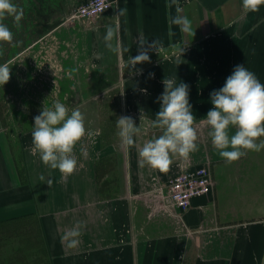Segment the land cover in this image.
Wrapping results in <instances>:
<instances>
[{"label":"crops","instance_id":"1","mask_svg":"<svg viewBox=\"0 0 264 264\" xmlns=\"http://www.w3.org/2000/svg\"><path fill=\"white\" fill-rule=\"evenodd\" d=\"M24 1L55 8L54 18L62 19L55 35L60 72L86 74L71 87L79 91L77 104L87 90L88 119L100 123L94 145H76L77 169L65 178L31 153L32 130L11 133L0 113V223L33 218L49 264H264V150L227 164L200 123L213 107L210 93L234 69L214 65L210 47L223 31L244 39L249 12L244 15L242 0H118L88 27L70 18L85 0ZM178 17L189 20L190 31L174 22ZM255 47L249 40L242 56L264 83V49ZM164 77L189 86L199 137L198 150L173 157L166 173L141 166L138 155L160 134L151 122ZM120 116L141 129L132 147L118 135ZM198 166L209 168L212 190L183 212L165 207L159 188Z\"/></svg>","mask_w":264,"mask_h":264},{"label":"clouds","instance_id":"2","mask_svg":"<svg viewBox=\"0 0 264 264\" xmlns=\"http://www.w3.org/2000/svg\"><path fill=\"white\" fill-rule=\"evenodd\" d=\"M261 5L264 0H242L246 13L259 11ZM22 16L23 9L13 0H0V44H12L14 40L4 20L13 17L18 24ZM174 22L185 32L191 30L186 17H178ZM111 36L109 30L106 39ZM148 59L146 55L144 61ZM10 78L8 63L0 64V85L7 84ZM162 83L164 90L157 98L160 109L151 122L160 134L144 142L138 155L141 166L166 173L173 157L187 158L198 150L199 137L189 102V86L182 81L177 85L175 78L164 77ZM142 91L146 93L147 90ZM210 101L213 107L200 123L207 127L212 146L227 164L238 161L249 151L264 150V83L255 73L244 64L236 65L224 85L210 93ZM33 119L31 153L38 154L46 167L58 170L62 177L73 175L78 164L74 154L76 145L88 134L84 114L79 107L70 109L56 101L51 107L43 106ZM116 125L122 143L134 146V137L140 133V127L126 116L117 117ZM48 184L50 186V180Z\"/></svg>","mask_w":264,"mask_h":264},{"label":"rangeland","instance_id":"3","mask_svg":"<svg viewBox=\"0 0 264 264\" xmlns=\"http://www.w3.org/2000/svg\"><path fill=\"white\" fill-rule=\"evenodd\" d=\"M13 2L23 9V16L18 24L13 17L4 20V23L13 32L14 40L12 44H0V64L8 63L11 68L9 82L0 85V113L6 114L9 128L12 130L10 132L14 133L18 129L32 130L33 118L40 113L43 106L51 107L53 103L59 101L70 109L79 107L85 116L88 134L77 145H94L96 138L93 128H96V124L99 125L100 122H90L88 119L87 114L91 111L87 109L85 104L88 95L87 90L84 89L82 103L77 104L79 91L71 87L72 83L74 84L79 77L82 79L81 81H84L86 74H78V76L73 77L74 74L65 71L60 72L61 68L58 63L60 56H56V51L59 49V39L55 35L58 33V27L64 25L62 19L56 20L54 18L57 17L54 14L55 8H40L38 4L33 5L34 8H32L25 1L23 3V0H13ZM245 14L246 12H244ZM261 14V9L247 14L248 17L246 21L244 20L246 28L241 27L244 29L243 40H240V37L237 40L234 36L226 38L224 36L225 31H223V35L220 36L221 40L216 43L215 48L210 47L215 51L211 53L214 57V65L232 66L233 68L238 64L246 65L245 55L243 57L242 54L245 53V46L248 45L249 40L250 46L255 44V50L264 49V19L260 18L263 16ZM63 34L65 35V33ZM236 54L240 55L236 56L237 63L235 62ZM208 63L212 64L211 59ZM83 150V153H86L87 149L84 148ZM15 224L18 228L28 224L26 230H32L38 234L36 222L31 217L17 221ZM11 228L13 227L9 229ZM21 230L17 229L16 232L0 229V251L5 255L0 261L4 264H8L6 259L10 258L9 260L14 263L23 256L22 249H19L18 257H11L10 255L15 249L6 248L15 246L17 244L16 239L21 240ZM43 250L45 251L44 259L46 258L48 262L52 263L48 248ZM26 259L23 258V260Z\"/></svg>","mask_w":264,"mask_h":264},{"label":"built area","instance_id":"4","mask_svg":"<svg viewBox=\"0 0 264 264\" xmlns=\"http://www.w3.org/2000/svg\"><path fill=\"white\" fill-rule=\"evenodd\" d=\"M117 1L85 0L75 7L70 18L77 19L88 27L95 18L112 10ZM212 183L209 168L198 166L176 174L169 181L167 188H159V195L162 196L165 207L183 212L192 205L194 198L208 194L212 190Z\"/></svg>","mask_w":264,"mask_h":264},{"label":"trees","instance_id":"5","mask_svg":"<svg viewBox=\"0 0 264 264\" xmlns=\"http://www.w3.org/2000/svg\"><path fill=\"white\" fill-rule=\"evenodd\" d=\"M23 220H26V218L25 217L15 218L13 220L0 223V229H6L8 231H16V232H17V229H22L21 230L22 232L21 240L16 239L17 244L15 246L11 248H8V247L6 248L15 249V251L11 253L10 255L11 257H18V252L21 249H22L23 256L20 259L14 261V263H12V261L9 260L10 258L6 259L7 263L8 264H49L47 259L46 258L44 259L45 251L43 249H45L46 247H45L44 239H42L43 236L40 233L37 222L35 221L38 234H35L32 230H29V231L26 230L28 224L20 228L17 227L15 222L23 221ZM10 227L17 228V229H13V228L9 229ZM27 232L30 234H28ZM3 257H5V255L3 254V252L0 251V260ZM23 258H27V259L23 260ZM0 264H4V262L0 261Z\"/></svg>","mask_w":264,"mask_h":264}]
</instances>
